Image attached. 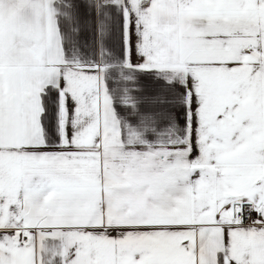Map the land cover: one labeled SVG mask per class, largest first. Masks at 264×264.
Here are the masks:
<instances>
[{"label": "snow or ice", "instance_id": "obj_1", "mask_svg": "<svg viewBox=\"0 0 264 264\" xmlns=\"http://www.w3.org/2000/svg\"><path fill=\"white\" fill-rule=\"evenodd\" d=\"M0 264H264V0H0Z\"/></svg>", "mask_w": 264, "mask_h": 264}]
</instances>
